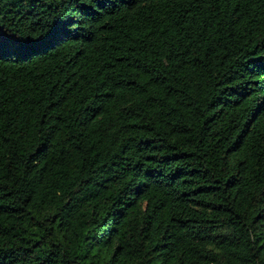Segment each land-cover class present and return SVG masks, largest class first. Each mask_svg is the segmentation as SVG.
I'll return each instance as SVG.
<instances>
[{
	"label": "trees",
	"instance_id": "16d2710c",
	"mask_svg": "<svg viewBox=\"0 0 264 264\" xmlns=\"http://www.w3.org/2000/svg\"><path fill=\"white\" fill-rule=\"evenodd\" d=\"M0 264H264V0H0Z\"/></svg>",
	"mask_w": 264,
	"mask_h": 264
}]
</instances>
